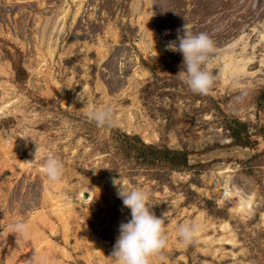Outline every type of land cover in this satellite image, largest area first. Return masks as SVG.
I'll return each mask as SVG.
<instances>
[{"label": "rangeland", "instance_id": "374dc122", "mask_svg": "<svg viewBox=\"0 0 264 264\" xmlns=\"http://www.w3.org/2000/svg\"><path fill=\"white\" fill-rule=\"evenodd\" d=\"M184 28L214 41L207 95L166 50ZM117 187L166 217L151 264H264V0H0V264H113Z\"/></svg>", "mask_w": 264, "mask_h": 264}, {"label": "clouds", "instance_id": "9594fccd", "mask_svg": "<svg viewBox=\"0 0 264 264\" xmlns=\"http://www.w3.org/2000/svg\"><path fill=\"white\" fill-rule=\"evenodd\" d=\"M166 50L182 54L183 70L178 75H183L190 90L195 94H209L215 81L213 73L206 69L210 54L215 51L211 37L207 33L194 34L184 28L183 35H178L175 42H168ZM87 115L98 127L112 126L111 108H96ZM42 172L49 181L59 182L64 175V164L59 158L49 156L42 164ZM117 197L130 210L131 219L120 223L110 259L113 264H151L152 257L160 258V253L167 245L165 215L157 217L150 210L152 204L149 203V194L143 189L117 187ZM9 230L18 236L29 233L28 225L22 222L9 225ZM198 230L195 224L178 225L180 243L184 247L191 245ZM43 260L44 257H41Z\"/></svg>", "mask_w": 264, "mask_h": 264}, {"label": "bare ground", "instance_id": "6f19581e", "mask_svg": "<svg viewBox=\"0 0 264 264\" xmlns=\"http://www.w3.org/2000/svg\"><path fill=\"white\" fill-rule=\"evenodd\" d=\"M225 68V67H224ZM247 203V202H246Z\"/></svg>", "mask_w": 264, "mask_h": 264}]
</instances>
